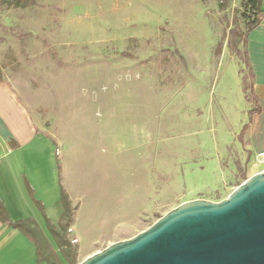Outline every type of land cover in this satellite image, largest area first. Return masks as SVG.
<instances>
[{"label": "rangeland", "instance_id": "rangeland-1", "mask_svg": "<svg viewBox=\"0 0 264 264\" xmlns=\"http://www.w3.org/2000/svg\"><path fill=\"white\" fill-rule=\"evenodd\" d=\"M8 1L1 72L64 144L76 264L252 175L249 71L227 42L255 19L242 0Z\"/></svg>", "mask_w": 264, "mask_h": 264}, {"label": "crops", "instance_id": "crops-1", "mask_svg": "<svg viewBox=\"0 0 264 264\" xmlns=\"http://www.w3.org/2000/svg\"><path fill=\"white\" fill-rule=\"evenodd\" d=\"M260 1L262 14L247 34L245 51V65L251 83L250 98L252 108H256L243 133L247 139H242L249 152L251 174L264 168V165L256 164L257 154L264 152V0ZM32 103L15 81L2 74L0 201L12 221L31 220L46 243H42L44 251L38 261L36 244L18 228L0 221V264H47V259L52 264H69L57 247L45 218L57 227L64 212L61 190L65 183L61 158L65 148L57 139V128L51 131L46 121L36 114ZM33 199L41 203L43 212ZM74 225L77 228L76 222Z\"/></svg>", "mask_w": 264, "mask_h": 264}, {"label": "water", "instance_id": "water-1", "mask_svg": "<svg viewBox=\"0 0 264 264\" xmlns=\"http://www.w3.org/2000/svg\"><path fill=\"white\" fill-rule=\"evenodd\" d=\"M79 264H264V168L227 197L184 201Z\"/></svg>", "mask_w": 264, "mask_h": 264}, {"label": "trees", "instance_id": "trees-1", "mask_svg": "<svg viewBox=\"0 0 264 264\" xmlns=\"http://www.w3.org/2000/svg\"><path fill=\"white\" fill-rule=\"evenodd\" d=\"M243 6L246 9V11L253 10L255 13V19L253 21H248L245 24V29L242 30L241 28H231L230 29V38H228L227 42L230 45V48L240 51L239 45L242 46V54L245 58V51H246V43H247V34L250 29H252L260 20L262 10L260 8L261 4L260 0H242ZM8 6L15 5L19 6V1L16 0V2H13L12 0L7 2ZM224 38L221 40L223 43ZM2 76L1 67H0V77ZM256 111V108H252L248 111V116L250 117L254 112ZM247 129V126L244 128V131ZM243 180L247 178V175L243 173L242 175ZM241 182L237 183L240 184ZM30 194H32L31 187L28 186ZM37 207L43 212V207L39 201L36 199H33ZM61 202L64 208V212L62 214L61 221L59 222L58 226L55 227L53 224L50 223L49 219L46 218V223L49 228V231L59 248L60 252L62 253L63 257L66 259V261L69 264H76L77 263V246L74 242H72V239L68 237V229H70V224L73 220L74 215V208L71 206L69 202V198L67 197L64 190H61ZM0 221L6 222L9 225L18 228L22 233H24L32 242H34L37 246V260L40 261L41 253L44 251V245L42 243H46L44 238L41 237L40 231L38 228L33 224L31 220H19V221H12L7 213L6 210L0 201ZM47 264H52V261L50 259H47Z\"/></svg>", "mask_w": 264, "mask_h": 264}, {"label": "built area", "instance_id": "built-area-1", "mask_svg": "<svg viewBox=\"0 0 264 264\" xmlns=\"http://www.w3.org/2000/svg\"><path fill=\"white\" fill-rule=\"evenodd\" d=\"M256 158H257V161H258V163L260 165H264V152L258 153L257 156H256ZM68 231L70 232L71 229H68ZM77 241H78L77 238H72V242L76 243Z\"/></svg>", "mask_w": 264, "mask_h": 264}]
</instances>
